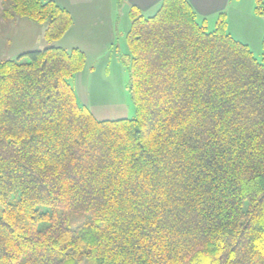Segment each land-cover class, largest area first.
I'll return each mask as SVG.
<instances>
[{
  "label": "trees",
  "instance_id": "16d2710c",
  "mask_svg": "<svg viewBox=\"0 0 264 264\" xmlns=\"http://www.w3.org/2000/svg\"><path fill=\"white\" fill-rule=\"evenodd\" d=\"M0 3L48 42L0 59V264H264V34L258 61L225 11L208 31L188 0L130 5L135 115L98 120L84 52L51 43L70 12Z\"/></svg>",
  "mask_w": 264,
  "mask_h": 264
},
{
  "label": "rangeland",
  "instance_id": "374dc122",
  "mask_svg": "<svg viewBox=\"0 0 264 264\" xmlns=\"http://www.w3.org/2000/svg\"><path fill=\"white\" fill-rule=\"evenodd\" d=\"M239 1L242 6H236L235 0H232L228 6L230 21H232V26L233 23L234 26L237 25L234 20V11L232 12L230 9L232 7L233 9L237 7L242 11L247 9V13L252 14L254 22L251 21L252 19L250 22L256 29V37L247 44L255 58L261 61V38L264 34V20L254 11L255 0ZM115 4L117 7L114 11L116 16L109 15L106 22L102 23L103 26L95 28L96 31H99V39L93 44H91L92 41L85 42L89 46L84 53L85 64L71 79L76 102L87 107L98 120L132 118L135 115V108L128 87V70L122 60L123 55L128 51L126 32L130 26L129 8L124 0ZM154 12L148 11L143 15L150 16ZM231 14L233 15L231 16ZM244 20L246 21L245 17ZM240 22L245 24L244 21ZM95 25L97 26V24ZM214 26L215 22L212 23L210 19L207 20L206 28L208 31L212 30ZM44 31L45 23L35 22L20 16L13 19L4 18L0 3V59H15L24 52L43 48L48 44L44 39ZM55 42L51 43L56 45ZM21 61H25V58L22 57Z\"/></svg>",
  "mask_w": 264,
  "mask_h": 264
},
{
  "label": "crops",
  "instance_id": "0c3cea01",
  "mask_svg": "<svg viewBox=\"0 0 264 264\" xmlns=\"http://www.w3.org/2000/svg\"><path fill=\"white\" fill-rule=\"evenodd\" d=\"M58 5L66 8L72 16V24L64 35L57 40L55 43L58 46H61L65 49L79 48L84 53L88 49V43L86 41H92L91 44L96 42L99 39V31H96L95 28L102 25L103 22H106V19L109 15L116 16L114 12L116 7V0H53ZM195 11L198 14L200 19L211 20L212 23L215 22L217 14L221 11H227V20L229 25V32L243 42L248 43L253 41L256 37V29L253 27L252 22L254 17L252 14L247 13V9L242 11L239 8H230L231 11H234L237 25L230 21V16L228 13V6L232 0H188ZM160 0H124V3L129 8L130 5L138 7L142 14L148 11H156L157 6ZM237 3L236 6L240 5L239 0H235ZM247 13V14H246ZM252 13V12H251ZM233 14H231L232 16ZM244 17L246 21L244 20ZM253 18V19H252ZM243 19V20H241ZM252 19V20H251ZM250 20L252 22H250ZM240 21H244L245 24H242ZM94 25H93V23ZM248 23V24H247ZM97 24V26L95 25ZM107 24V23H106ZM231 25V27H230ZM95 39V40H94ZM89 47V46H88Z\"/></svg>",
  "mask_w": 264,
  "mask_h": 264
}]
</instances>
